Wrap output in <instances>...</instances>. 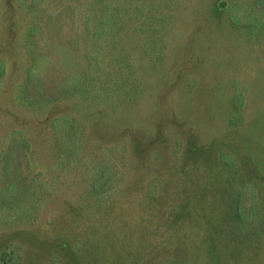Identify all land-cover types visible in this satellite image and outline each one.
I'll return each mask as SVG.
<instances>
[{"label": "trees", "instance_id": "16d2710c", "mask_svg": "<svg viewBox=\"0 0 264 264\" xmlns=\"http://www.w3.org/2000/svg\"><path fill=\"white\" fill-rule=\"evenodd\" d=\"M186 1H16L27 20L18 33L25 64L13 100L22 108L46 112L54 160L44 173L32 159L27 133L9 129L0 148V221L33 224L41 202L73 174L81 193L70 207L75 228L62 233L58 248L41 245L29 233L32 229H19L0 241V264H144L160 259L158 253L144 259V247L153 243H194L200 251L188 260L199 264L264 260V195L251 177L239 139L245 84L231 80L224 133L200 146L185 135L181 153L174 149L165 166L136 178H128L123 144L90 137L81 117L55 108L77 100L110 114L139 103L147 73L165 57L173 32L171 11ZM212 11L226 17L264 65V0H215ZM125 28L134 36V49L121 36ZM262 93L264 99V67ZM199 153L203 157L194 161ZM197 171L211 174L205 180L211 185L213 219L204 214L207 207L194 202L198 188L194 196V190L185 189L187 183L196 185ZM53 218L35 229L49 228Z\"/></svg>", "mask_w": 264, "mask_h": 264}, {"label": "rangeland", "instance_id": "374dc122", "mask_svg": "<svg viewBox=\"0 0 264 264\" xmlns=\"http://www.w3.org/2000/svg\"><path fill=\"white\" fill-rule=\"evenodd\" d=\"M16 1L0 0V148L9 129L20 127L28 135L33 161L45 173L54 160L46 112L22 108L13 100V90L25 64L18 33L27 20L21 17ZM214 1L187 0L171 11L174 14L173 32L169 36L165 57L147 73L145 92L139 103L120 106L110 114L103 108L88 106L77 100L55 108L72 111L81 117L90 137L101 142L123 144L127 148L125 163L128 178H136L155 167L165 166L174 149L181 153L185 135H190L200 146L224 133L225 103L231 80L236 79L245 84L247 93L243 126L239 134L241 150L258 191L264 195V65L230 27L226 17L212 11ZM121 36L125 43L135 48L132 44L135 42L134 36L126 28L122 29ZM199 157L203 156L199 153L193 160ZM206 174L211 179V174ZM206 174L195 172L198 176L195 177L196 185L187 183L185 189L194 190V196L198 188L194 202L201 209L207 207L204 214L213 219L211 185L205 180ZM73 176L41 202L38 218L33 224L20 226L0 221V241L19 229H32L29 233L41 241V245L53 244L58 248L62 233L70 234L75 228L76 219L71 215L70 207L77 203L81 185L78 179H72ZM193 216L197 218V214ZM50 217H54L52 226L35 229L36 224ZM196 231L199 235L201 227ZM154 232L155 229H152L151 233L158 234ZM156 238V241H160V236L156 235ZM188 240L186 235L185 242ZM144 249V259L149 254L160 255L158 261L150 262L147 259L144 264H172L175 261V264H199L196 260H188L194 252L200 251V247L194 243L172 247H160L153 243ZM213 249L209 248L210 251ZM231 264L240 263L232 260ZM261 264H264V260H261Z\"/></svg>", "mask_w": 264, "mask_h": 264}]
</instances>
